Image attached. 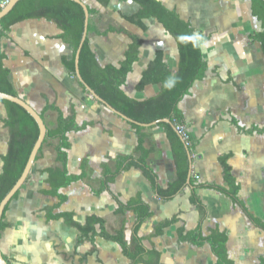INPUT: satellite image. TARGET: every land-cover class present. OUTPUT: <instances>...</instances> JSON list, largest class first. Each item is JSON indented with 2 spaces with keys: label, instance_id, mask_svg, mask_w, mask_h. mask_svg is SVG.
Returning <instances> with one entry per match:
<instances>
[{
  "label": "crops",
  "instance_id": "crops-1",
  "mask_svg": "<svg viewBox=\"0 0 264 264\" xmlns=\"http://www.w3.org/2000/svg\"><path fill=\"white\" fill-rule=\"evenodd\" d=\"M82 1L98 14L114 15L120 22L118 26L143 40L140 60L123 89L138 101L157 96L161 85H148L142 91L137 87L160 51L169 69L177 72L179 51L175 39L156 19L145 22L147 31L121 19L120 12L127 16L138 12L139 6L132 1L111 0L109 7L94 0ZM160 1L189 22L198 37L205 40L202 50L208 64L206 79L196 82L179 105L183 126L188 129L194 146L193 153L190 152V184L173 199L159 198L138 169L120 173L101 196L93 194L104 178V165L115 171L118 158L140 157L138 137L130 124L88 98L78 80L63 71L61 59H70L73 49L55 39L61 33L56 25L44 19H31L12 26L8 37L1 42L10 81L18 97L39 114L48 105L55 104L65 113L75 105L79 125L94 123L85 132L69 135L72 144L69 172L72 175L85 172L87 177L61 191L68 197L61 212L74 213L75 221L80 224L88 216H99L106 220L109 233L125 227V240L133 248L136 216L133 212L116 214L119 204L113 195L119 196L124 204L141 196L150 205L153 216L141 226L139 237L143 238L146 249L162 254L161 264H216L209 246L196 247L179 240L180 228L191 231L198 224V211L190 201L194 183L199 186L197 195L208 208L205 233L214 228L227 233L228 255L234 264H258L264 255V231L213 187L229 189L227 170L240 186V200L251 214L264 221V135L247 133L255 127L264 128V55L260 45L250 39L252 34L260 32L261 25L252 15L249 0ZM109 26L118 29L115 21ZM89 38L102 66H118L131 43L128 35L119 33ZM6 117V109L0 104V171L1 158L7 153L9 143V131L3 124ZM45 120L49 128H55L57 113L48 112ZM143 128L144 148L151 151L148 164L157 176L158 185L166 189L177 178L170 141L159 125ZM34 167L36 175L33 177L32 171L19 198L6 213V228L0 239L4 257L11 264H130L117 244L98 238L95 245L84 242L77 247V229L63 220L47 221V209L59 200L43 194L49 190L48 175L41 176L39 172L58 167L55 152L45 149ZM173 221L158 234L160 224Z\"/></svg>",
  "mask_w": 264,
  "mask_h": 264
},
{
  "label": "trees",
  "instance_id": "trees-1",
  "mask_svg": "<svg viewBox=\"0 0 264 264\" xmlns=\"http://www.w3.org/2000/svg\"><path fill=\"white\" fill-rule=\"evenodd\" d=\"M94 1L104 7H107L111 2V0ZM129 1L136 3L139 6V10L132 16H124L127 22L140 27L143 31H147L148 27L145 22L150 19H156L175 39L179 51L177 72L173 73L169 69L164 62V53L160 51L157 53L156 59L150 63L148 69L143 73L142 80L137 88L142 91L148 85L158 84L162 86L161 92L145 101H138L128 96L123 88L126 86L128 76L132 73L134 65L140 60V50L144 42L141 38L130 35L125 30L117 29L113 26L102 30L99 29V26L94 21L98 11L89 6V36L95 34L100 37H107L111 33L126 34L129 36L131 43L125 52L124 60L118 66H102L91 47L88 36L80 55V72L84 81L97 95L114 109L135 122L152 124L164 119L171 121L172 125L161 123L159 127L164 129L170 141L177 169V178L166 189L158 185L157 176L148 164L151 151L144 148L146 138V134L143 132L144 128L130 124L138 137L140 157L138 159L134 157L118 158L115 171L104 165L102 167L104 178L100 187L94 190L93 194L96 197L101 196L109 190L110 182L119 176L120 173L130 169H138L151 183L159 198L171 200L188 186L190 173L189 155L187 147L176 128L184 125V117L179 108L181 101L189 94L196 82L204 81L207 76L208 64L202 50L205 40L198 37L189 22L183 20L175 10L167 8L160 0ZM249 1L251 2L253 17L261 25L260 32L252 34L250 39L260 45L264 55V1ZM31 19H44L56 25L61 31L55 39L70 45L73 49L72 58L62 57L61 63L70 78L77 79L75 56L82 40L85 24V14L82 7L71 0H22L0 23V92L13 97H18V93L10 81V70L4 64L6 55L2 51L1 42L8 37L12 26ZM81 87L84 93L88 94L85 88ZM0 104L4 105L6 109L7 117L3 120V124L9 130L10 136L7 153L1 158L3 162L2 171L0 172L1 203L22 176L30 154L38 140L40 130L36 121L19 105L2 100H0ZM50 111L57 113L55 128H49L45 120V115ZM40 115L48 127V132L36 162L43 157L45 147L50 142H55L52 145L58 164V167L48 168L43 172L48 175L46 183L49 186V190H45L43 194L59 200L57 205L47 209V221L63 220L67 226L77 229L79 232L77 247L84 242L95 245L96 240L100 238L117 244L130 264H161L162 254L155 249H146L143 244V238L139 237L141 226L153 216L150 205L141 196H137L124 204L120 202L119 196L113 195L119 204L116 214L124 215L126 212H133L136 216V226L132 238L133 248L125 240V227L115 233H109L106 220L99 216H88L85 223L80 224L75 221L74 213L60 211L68 202V197L63 195L61 191L75 183L84 181L87 177L85 172L80 175H72L69 172V152L72 148L69 135L71 133L85 132L89 127L94 126V123L86 122L79 125L75 105H71L67 113L55 104L48 105ZM247 133L264 135V128L255 127ZM193 146L194 144L191 140V144L188 146L191 153H193ZM224 163H226L225 160ZM225 178L229 184V189L215 187L213 189L230 198L234 205L239 207L257 228L264 231V221L251 214L245 203L240 200V186L227 170ZM191 186L194 187V190L190 201L198 211L199 220L194 230L186 231L183 227L179 229L180 242L189 243L196 247L207 245L216 257V264H234L228 255L229 237L227 233L219 228L211 229L208 234L205 233L204 224L208 218V208L196 193L199 186L194 183ZM19 196L20 192L15 195L13 201L17 200ZM11 203L6 207L1 222L0 239L2 231L6 228L5 217ZM173 223L174 221L160 224L157 229L158 234H162ZM5 259L11 264L7 257ZM258 264H264V255L260 257Z\"/></svg>",
  "mask_w": 264,
  "mask_h": 264
},
{
  "label": "water",
  "instance_id": "water-1",
  "mask_svg": "<svg viewBox=\"0 0 264 264\" xmlns=\"http://www.w3.org/2000/svg\"><path fill=\"white\" fill-rule=\"evenodd\" d=\"M20 1H22V0H9L8 5L0 12V23L6 16H8L12 12V10L15 8V6ZM71 1L79 4L82 7L84 14H85L84 33L82 36V40H81L79 49L77 50V53L75 56V70H76V77H77L79 84L85 88V90L88 92V94L91 96L92 99H94L98 103L102 104L106 109H108L114 115L120 117L122 120H124L128 124L137 125V126H141V127H152V126H157L161 123L172 125V123L169 119L160 120V121L154 122L152 124L137 123L134 120L125 116L124 114L120 113L116 109H114L112 106H110L99 95H97L96 92L90 88V86H88V84L84 81V79L81 75V72H80V55H81L82 48H83V46H84V44H85V42L89 36L88 28H89V21H90V13H89L88 6L82 0H71ZM0 100L9 101L11 103L17 104L20 107H22L36 121V123L39 127V130H40L38 140H37L32 152L30 154L28 163L25 167V170H24L22 176L20 177L18 182L15 184V186L12 188V190L5 196V198L0 203V227H1V222L3 219L4 213H5L6 207L11 202H13V198L15 197V195L22 190L23 186L26 184L28 178L30 177V175L34 169L37 156H38L39 151L41 150L43 143L46 139L48 127H47L45 121L43 120V118L41 117V115L34 108H32L28 103H26L23 99H21L20 97H13L11 95L4 94V93L0 92ZM180 136H181L182 140L184 141L181 134H180ZM187 151H188L189 160H190V173H189V181H188V183L190 184L191 176H192L191 175L192 174L191 173L192 156H191V153H190L188 147H187ZM0 264H9L8 261H6L4 255L1 251V248H0Z\"/></svg>",
  "mask_w": 264,
  "mask_h": 264
},
{
  "label": "rangeland",
  "instance_id": "rangeland-1",
  "mask_svg": "<svg viewBox=\"0 0 264 264\" xmlns=\"http://www.w3.org/2000/svg\"><path fill=\"white\" fill-rule=\"evenodd\" d=\"M110 5V4H109ZM109 5L107 6V7H109ZM119 16H120V18L121 19H123L124 20V16H127V15H125V14H122L121 12H120V14H119ZM120 19V20H121ZM94 21H95V23L99 26V29H103L104 27H107V25H109V24H113V22L115 21L116 22V24H117V26L118 25H120L119 23V20H115V18H114V15H113V17H111V16H109V14L108 13H106V14H101V13H99V14H97V16H95L94 17ZM148 27V26H147ZM118 29H123L122 28V26H118ZM123 30H125V29H123ZM148 30V29H147ZM126 31V30H125ZM95 34H91V36L93 37ZM72 55H73V50L72 51H70V53H69V56H70V59L72 58ZM63 68V71L65 70L64 69V67H62ZM60 77H62V74H60ZM73 80H77V79H74V78H72ZM85 94V93H84ZM86 96H88V98H91V96L89 95V94H86ZM95 101V100H94ZM185 128V130L189 133V131H188V129L186 128V127H184ZM8 130V129H7ZM9 131V130H8ZM10 137V136H9ZM47 148H51L53 151H54V149H53V145H52V143L50 142L49 143V145H47L46 147H45V149H47ZM45 149H44V152H45ZM37 169V168H36ZM36 169H35V167H34V169H33V177L36 175L35 174V172H37L36 171ZM1 172V171H0ZM44 172V170H40V175L41 176H44L45 175V173H43ZM35 174V175H34Z\"/></svg>",
  "mask_w": 264,
  "mask_h": 264
},
{
  "label": "built area",
  "instance_id": "built-area-1",
  "mask_svg": "<svg viewBox=\"0 0 264 264\" xmlns=\"http://www.w3.org/2000/svg\"><path fill=\"white\" fill-rule=\"evenodd\" d=\"M9 3V0H0V11H2ZM177 131L182 135L185 145L188 147L191 144L190 135L185 130L184 126H179L176 128Z\"/></svg>",
  "mask_w": 264,
  "mask_h": 264
}]
</instances>
